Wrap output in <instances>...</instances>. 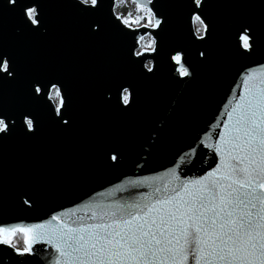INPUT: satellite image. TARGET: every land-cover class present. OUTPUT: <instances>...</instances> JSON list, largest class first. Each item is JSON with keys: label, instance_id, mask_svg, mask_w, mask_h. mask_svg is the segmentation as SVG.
<instances>
[{"label": "water", "instance_id": "water-1", "mask_svg": "<svg viewBox=\"0 0 264 264\" xmlns=\"http://www.w3.org/2000/svg\"><path fill=\"white\" fill-rule=\"evenodd\" d=\"M117 1L0 0V228L46 225L24 233L27 252L0 242V264H64L62 226L214 171L212 146L248 96L242 82L264 80V0H132L152 13L141 25L125 23ZM147 35L153 46L140 49Z\"/></svg>", "mask_w": 264, "mask_h": 264}, {"label": "snow or ice", "instance_id": "snow-or-ice-1", "mask_svg": "<svg viewBox=\"0 0 264 264\" xmlns=\"http://www.w3.org/2000/svg\"><path fill=\"white\" fill-rule=\"evenodd\" d=\"M9 2L15 4L16 0ZM81 2L95 7L98 0ZM194 2L201 4V0ZM25 15L33 24L39 23L35 6L26 8ZM195 20L204 24L199 15ZM159 23L156 21V26ZM241 39L243 47L249 48V37ZM174 59L181 64L179 55ZM0 71H8L6 60L0 63ZM178 71L189 75L183 66ZM253 79L248 75L242 82L248 96L239 99L245 103L238 102L228 112L229 116L239 114L233 125H225L228 131L221 136L223 143L212 146L220 154L214 171L180 181L170 192L167 185L163 194L156 188L151 200L142 197L111 212L102 210L98 223H84L81 217L79 224L73 221L76 226H62L56 247L64 264H264V87L260 86L264 80L257 85L251 83ZM55 95L61 96L59 89ZM128 101L125 94L123 102ZM59 103L63 106L62 97ZM26 123L31 130L32 120ZM7 130L8 125L0 119V132ZM45 228L44 224L0 228L5 236L0 242L10 243L8 235L16 232L27 234ZM25 244L23 251L27 252V239Z\"/></svg>", "mask_w": 264, "mask_h": 264}, {"label": "rangeland", "instance_id": "rangeland-1", "mask_svg": "<svg viewBox=\"0 0 264 264\" xmlns=\"http://www.w3.org/2000/svg\"><path fill=\"white\" fill-rule=\"evenodd\" d=\"M115 11L118 15H120L125 21H135L137 17L140 15L144 18L152 17V13L149 9L138 6L135 2L132 0H118L115 6ZM153 20V19H152ZM149 24V23H147ZM198 28V27H197ZM200 28H198V33H201ZM153 42V38L150 35L145 36L141 40V47L142 48H148L147 45ZM153 46V43H152ZM152 48V47H151ZM139 49V50H140ZM148 65L150 62L147 63ZM54 99L56 98L55 93L52 94ZM12 243V237L8 238ZM23 248V247H21Z\"/></svg>", "mask_w": 264, "mask_h": 264}, {"label": "trees", "instance_id": "trees-1", "mask_svg": "<svg viewBox=\"0 0 264 264\" xmlns=\"http://www.w3.org/2000/svg\"><path fill=\"white\" fill-rule=\"evenodd\" d=\"M149 18H144V17L139 15L135 21H128V23H130L132 25H141L143 23H148ZM151 21H152V17H151ZM11 237H12V243H14L17 247L21 248V247L25 246V244H24L25 234L24 233L16 232Z\"/></svg>", "mask_w": 264, "mask_h": 264}, {"label": "flooded vegetation", "instance_id": "flooded-vegetation-1", "mask_svg": "<svg viewBox=\"0 0 264 264\" xmlns=\"http://www.w3.org/2000/svg\"><path fill=\"white\" fill-rule=\"evenodd\" d=\"M151 24H152V23H151ZM195 27H196V31L198 30V28H200L201 33H202L203 25H201L200 23H198L196 20H195ZM197 27H198V28H197ZM200 30H199V31H200ZM197 32H198V31H197ZM201 33H199V34H201ZM56 90H57V88L54 87V88L52 89V91H51L50 96L52 97V99L54 100V102L56 103V105H58V103H59V97L56 96L57 99H54L53 96H52V94H54V93L56 92ZM7 238H10V237H7Z\"/></svg>", "mask_w": 264, "mask_h": 264}, {"label": "built area", "instance_id": "built-area-1", "mask_svg": "<svg viewBox=\"0 0 264 264\" xmlns=\"http://www.w3.org/2000/svg\"><path fill=\"white\" fill-rule=\"evenodd\" d=\"M24 247H25V246H24ZM24 247H23V248H24Z\"/></svg>", "mask_w": 264, "mask_h": 264}]
</instances>
